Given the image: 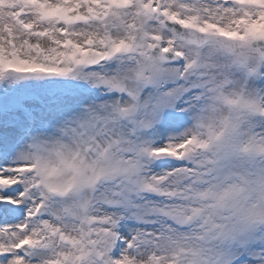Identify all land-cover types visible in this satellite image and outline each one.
<instances>
[{"label": "snow or ice", "instance_id": "1", "mask_svg": "<svg viewBox=\"0 0 264 264\" xmlns=\"http://www.w3.org/2000/svg\"><path fill=\"white\" fill-rule=\"evenodd\" d=\"M0 264H264V0H0Z\"/></svg>", "mask_w": 264, "mask_h": 264}]
</instances>
